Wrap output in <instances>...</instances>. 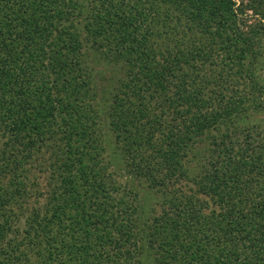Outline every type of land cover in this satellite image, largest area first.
<instances>
[{"label": "trees", "instance_id": "1", "mask_svg": "<svg viewBox=\"0 0 264 264\" xmlns=\"http://www.w3.org/2000/svg\"><path fill=\"white\" fill-rule=\"evenodd\" d=\"M263 33L264 0H0V264H264Z\"/></svg>", "mask_w": 264, "mask_h": 264}, {"label": "rangeland", "instance_id": "2", "mask_svg": "<svg viewBox=\"0 0 264 264\" xmlns=\"http://www.w3.org/2000/svg\"><path fill=\"white\" fill-rule=\"evenodd\" d=\"M246 14L248 17V22L249 21H255L258 16L256 15H251L253 13H251V10H247ZM252 16V17H251ZM262 39V48H263V52H262V57L259 59V65H258V71L260 72V74H262V76L264 77V33L261 37ZM98 68L100 69V74H98L97 77V81L98 83L101 85V87L106 88L108 91L111 90L112 85L115 83V78H113L115 75H118L117 73V69L113 68L111 65L109 64H105L104 60H101V58H98ZM107 94V93H104ZM262 99L264 101V94L262 96ZM254 120L256 119H263L264 117V110L260 111L257 110L254 114ZM112 136V135H111ZM113 140L112 137H110V140ZM113 160L115 161L116 164H118L119 167H123L124 163H123V159L119 156V154H116V156L113 158ZM122 172V173H121ZM121 175H117V180H119V182L124 183L126 181V178L130 179V176L125 174V170L123 169L122 171H120ZM133 186L136 187V191L141 195L142 200L145 204V211H154V210H158V205H157V193L151 191L148 187H146L143 183V181L141 179H138L136 177H133ZM41 185L43 184V180H40Z\"/></svg>", "mask_w": 264, "mask_h": 264}]
</instances>
